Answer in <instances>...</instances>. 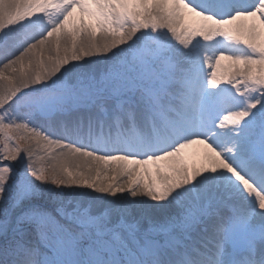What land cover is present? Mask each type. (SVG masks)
<instances>
[{
	"label": "snow or ice",
	"instance_id": "snow-or-ice-1",
	"mask_svg": "<svg viewBox=\"0 0 264 264\" xmlns=\"http://www.w3.org/2000/svg\"><path fill=\"white\" fill-rule=\"evenodd\" d=\"M0 264H264V0H0Z\"/></svg>",
	"mask_w": 264,
	"mask_h": 264
}]
</instances>
